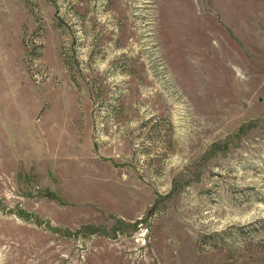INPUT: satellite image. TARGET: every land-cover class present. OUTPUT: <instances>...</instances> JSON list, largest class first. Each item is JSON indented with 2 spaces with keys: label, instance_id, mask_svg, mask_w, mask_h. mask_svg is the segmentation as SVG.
Listing matches in <instances>:
<instances>
[{
  "label": "rangeland",
  "instance_id": "1",
  "mask_svg": "<svg viewBox=\"0 0 264 264\" xmlns=\"http://www.w3.org/2000/svg\"><path fill=\"white\" fill-rule=\"evenodd\" d=\"M0 264H264V0H0Z\"/></svg>",
  "mask_w": 264,
  "mask_h": 264
}]
</instances>
